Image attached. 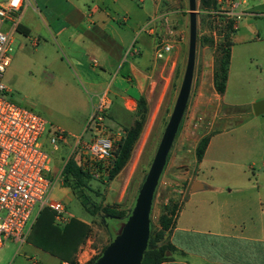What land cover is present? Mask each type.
<instances>
[{
	"label": "rangeland",
	"instance_id": "obj_1",
	"mask_svg": "<svg viewBox=\"0 0 264 264\" xmlns=\"http://www.w3.org/2000/svg\"><path fill=\"white\" fill-rule=\"evenodd\" d=\"M148 1L132 0V3L137 6ZM181 2L186 26L183 41H180V36L177 37L178 54L174 58L173 67L164 69V77L159 76L155 80L149 97L147 100L144 98L145 109L140 133L126 163L111 179L106 175L109 159L93 160L81 146L82 141H89L91 138V125L88 124L85 128L88 116L84 120L85 112L81 107L70 104V99L58 92L61 89L66 93L71 89L77 95H84V88L87 89L77 78L66 51L55 42L49 32L50 15H58L68 5V0H23L19 10L13 11L18 19L9 43L10 61L2 73L1 81L8 88L6 94L10 99L30 108L45 119V128L39 136V142L45 145L49 155L48 175L51 187L44 206L54 208L48 202L56 201L67 219L92 218L95 227L101 229L94 232L92 256L110 240L109 230L101 221V212L95 207L113 205L123 210L129 208L171 112L187 50V0ZM236 2L234 10L239 13L230 14L234 23L243 30H256L248 43L240 42L237 36L232 39L228 81L227 85L225 81L220 97L211 83L210 72L216 63L215 59H218L217 55L220 54L216 47L223 41L227 32L224 25V9L228 8V3L217 1L214 7L206 9L201 7L199 0H195L196 40L190 89L156 184L149 214L155 229L158 225V213L164 209L168 210L174 204L176 210L181 201V213L177 223H187L195 232L181 235L180 231H176L175 237L197 244L198 249L207 255L215 253L220 246H226V241L223 243L218 236L205 231L217 229V216L226 217L228 214L230 217V211H227L230 202L236 204L243 197L264 198V111L255 114L251 110L254 97H261L264 93V41L259 40L264 38V0ZM86 3L90 5L92 2L87 0ZM74 17L80 18L82 15ZM82 19L85 21L84 16ZM247 20L254 22V26H247ZM3 24L6 25V22ZM256 36L259 39H256ZM61 78L67 81L69 89L60 84ZM95 99L92 101L96 103ZM135 108L136 103L133 118ZM111 117L116 120L112 112ZM69 118H78L82 122V130L77 136L72 137L60 128H66L65 122ZM128 121L119 120L123 124L105 122L114 144L123 134ZM55 128L61 129L65 135L52 144L49 137ZM203 134L211 136L199 162L194 158L193 149L197 139ZM69 156L88 169V176L84 177L87 186L78 188L87 197L88 206L96 209L93 217L76 196L78 189L74 186L72 176L67 174L65 179L63 177L61 167ZM94 170L98 171V175L91 174ZM193 178L205 182L206 187L188 190ZM119 221L117 218H110L111 229ZM53 222L60 225L55 218ZM34 262L62 264L58 257L26 238L20 243L7 240L0 247V264Z\"/></svg>",
	"mask_w": 264,
	"mask_h": 264
},
{
	"label": "crops",
	"instance_id": "obj_2",
	"mask_svg": "<svg viewBox=\"0 0 264 264\" xmlns=\"http://www.w3.org/2000/svg\"><path fill=\"white\" fill-rule=\"evenodd\" d=\"M75 1L68 0V5L58 15L53 13L50 15L49 32L55 42L66 51L69 60L73 63L77 78L81 84L86 85L87 89L84 88V95H77L71 89L67 91L68 93H64L61 89L58 92L59 94L62 92L66 99H70V104L81 107L85 112L84 120L91 113L95 103L92 99L96 98V101L102 95L108 101L105 122L123 124L119 120L127 119L128 126L132 122L136 99L143 96L147 100L155 80L159 76L164 77L165 68L169 70L173 67L174 58L178 54L177 37L180 36L182 39L180 41H183L186 26L182 2L181 0H149L146 4L134 6L132 0H91L90 5L86 3L87 0ZM218 1L228 3L229 0ZM235 6L228 10L231 15L239 13L234 10ZM226 11L225 8L224 12ZM75 15L82 17L75 18ZM83 16L85 21L82 19ZM144 24L151 26L152 29L138 31ZM234 24L235 30L229 47L226 85L233 48L232 39L237 36L240 42L248 43L253 38V31L256 30L253 28L243 30L236 23ZM245 24L254 26V22L250 20L245 21ZM3 25L1 23L0 27L5 28L6 25ZM256 39L259 38L256 36ZM259 40L264 41V38ZM159 41L171 43L170 51H165L162 57H156L154 54ZM60 84L66 85L69 89L66 80L61 78ZM254 98L255 100L264 98V93L261 97ZM111 112L116 116V120L112 119ZM65 126L66 128H60L72 137L77 136L82 130V122L78 118L67 119ZM210 136L211 134L209 139ZM194 180L197 179H191L190 185ZM127 182L128 179L123 185V190ZM201 182L206 187V183ZM48 204L56 208L57 214L60 215L59 218L55 216V220L63 223L67 218L62 213V207L56 201H49ZM180 205L181 201L174 213L173 226L163 234V239L172 245V249L167 250L169 257L159 264H264V198L243 197L236 204L230 202L227 207L230 217L228 214L226 217L217 216V229L205 231L218 236L222 242L226 241L223 242L226 246H220L219 249L216 247V252L211 255L201 252L197 244L175 237L176 231H180L181 235L195 232V229L187 223L180 225L177 223L181 213ZM82 221L88 223L90 230L75 252V259L78 262H84L92 256L94 232L101 230L95 227L92 218ZM61 263L68 264L65 261Z\"/></svg>",
	"mask_w": 264,
	"mask_h": 264
},
{
	"label": "built area",
	"instance_id": "obj_3",
	"mask_svg": "<svg viewBox=\"0 0 264 264\" xmlns=\"http://www.w3.org/2000/svg\"><path fill=\"white\" fill-rule=\"evenodd\" d=\"M235 4L228 1L230 8ZM21 5L22 0H0V24L6 22L5 28L0 27V247L7 240L24 241L36 213L47 203L51 187L49 155L39 142L46 121L30 108L10 99L6 94L8 88L1 81L10 61L9 43L18 19L13 11L19 10ZM141 29L152 28L144 24ZM170 48V42L159 41L154 54L162 57ZM107 104V99L101 95L93 105L85 126L91 125V138L82 141L81 146L91 159H109L110 165L114 143L105 124ZM64 135L61 129L55 128L49 142L54 144ZM91 174L96 176L98 171ZM55 216L60 217L57 211Z\"/></svg>",
	"mask_w": 264,
	"mask_h": 264
},
{
	"label": "trees",
	"instance_id": "obj_4",
	"mask_svg": "<svg viewBox=\"0 0 264 264\" xmlns=\"http://www.w3.org/2000/svg\"><path fill=\"white\" fill-rule=\"evenodd\" d=\"M199 1L201 3V7L206 8L214 7L218 0ZM224 15L226 16L224 25L227 32L223 37V41L216 47V51L220 54L217 55L218 59H215L216 63L212 69V84L216 92L219 94H221L224 90L229 63V47L231 44V36L235 30L233 16L226 13H224ZM144 109L145 99L143 96H139L136 99L135 116L132 123L123 129V134L119 136L113 146L112 158L106 174L108 179H111L129 158L134 142L138 137L142 127ZM208 139L209 134H203L197 139L193 149L194 158L196 161L201 159L204 149L208 143ZM42 146H44L43 148L47 151L43 143ZM61 171L63 173L64 179L65 175L67 174L72 176L74 186L78 189V194L76 196L78 197L81 205L89 213H95L96 209H94V207L88 206L87 197H85L81 192L82 190L78 188L80 186H87L84 177L88 176V169L86 170L83 168L79 163H76L75 160L69 156L64 161ZM71 191L74 192L73 188H71ZM133 199L130 203V206L133 202ZM175 207L176 206L174 204L168 210L164 209L158 213V225L155 229H153V224L149 219V237L147 245L142 252L139 264H159L161 261L169 257L166 251L171 250L172 245L163 239V234L165 231H169V229L173 226ZM95 208L101 212V221L104 227L109 230L110 237V218H117L118 220H121L129 211V208L127 210H123L113 205H102ZM55 213V208H50L49 206L43 205L36 213L34 220L31 222L28 230L29 232L25 238L40 246V248L45 249L49 253L55 255L61 261L67 262L68 264H91L98 257L106 244L102 246L101 250L96 255L91 256L84 262H78L75 259V252L79 245L84 241L90 230V227L88 223L75 217H69L66 221L59 223L60 225H58L57 223L53 222Z\"/></svg>",
	"mask_w": 264,
	"mask_h": 264
},
{
	"label": "water",
	"instance_id": "obj_5",
	"mask_svg": "<svg viewBox=\"0 0 264 264\" xmlns=\"http://www.w3.org/2000/svg\"><path fill=\"white\" fill-rule=\"evenodd\" d=\"M196 11L195 0H187V50L185 65L171 112L163 128L149 167L128 213L111 229L109 242L91 264H139L140 262L142 252L147 245L149 237V213L154 189L164 165L168 149L177 130L190 89L196 40ZM251 109L255 114L264 111V98L254 100L251 103ZM203 187L204 184L201 181L194 180L189 190L194 191Z\"/></svg>",
	"mask_w": 264,
	"mask_h": 264
}]
</instances>
